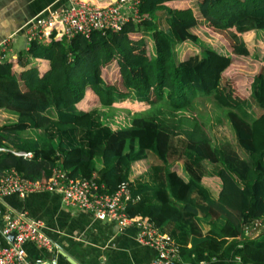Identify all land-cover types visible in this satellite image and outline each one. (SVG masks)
<instances>
[{
    "label": "trees",
    "instance_id": "obj_1",
    "mask_svg": "<svg viewBox=\"0 0 264 264\" xmlns=\"http://www.w3.org/2000/svg\"><path fill=\"white\" fill-rule=\"evenodd\" d=\"M139 13L141 23L90 37L35 39L15 61H0V110L18 115L0 125V146L34 153L0 152V176L16 169L46 180L60 165L71 177L89 178L101 160L99 179L112 188L130 182L141 199L129 212L170 233L182 264H264V229L254 238L247 230L257 219L264 224V76L255 77L251 92L262 113L252 121L228 113L247 157L230 143L213 144L197 123L177 141L178 124L167 116L137 115L130 126L114 129L98 108H81L89 92L103 106L134 95L166 105L172 115L192 107L197 95L214 93L224 104H240L222 85L232 57L214 49L178 51L198 41L194 30L201 20L224 30H264V0H142ZM113 63L124 89L105 78ZM144 159L152 160L149 179L131 181L134 163ZM205 162L220 165L217 195L204 183Z\"/></svg>",
    "mask_w": 264,
    "mask_h": 264
},
{
    "label": "built area",
    "instance_id": "obj_2",
    "mask_svg": "<svg viewBox=\"0 0 264 264\" xmlns=\"http://www.w3.org/2000/svg\"><path fill=\"white\" fill-rule=\"evenodd\" d=\"M68 1L62 7H50L41 12L5 38L0 43V61L5 59L11 49L10 43L21 32L29 47L35 39L49 43L52 40L71 39L77 34L90 37L93 31L120 30L127 22L141 23L143 20L139 13L142 0ZM6 151L24 158L34 156L32 151L0 146V152ZM43 191L60 194L65 204L77 206L100 220L112 222L119 231L136 226L138 241L156 251L155 256L145 264H182L180 246L170 233L141 214L132 215L129 212L130 204L141 199L139 194L133 193L129 181L112 188L101 181L96 173L89 178H74L61 166L55 167L46 180L27 178L16 169L7 170L0 176V198L11 194L24 198ZM262 227L263 221L257 219L247 226V230L253 233ZM11 232H15V238L7 245L0 246V264H33L28 259V242L45 249L53 248L54 243L46 233L42 219L32 218L26 211H19L7 218L3 233L9 235Z\"/></svg>",
    "mask_w": 264,
    "mask_h": 264
},
{
    "label": "crops",
    "instance_id": "obj_3",
    "mask_svg": "<svg viewBox=\"0 0 264 264\" xmlns=\"http://www.w3.org/2000/svg\"><path fill=\"white\" fill-rule=\"evenodd\" d=\"M68 3V0H0V43L41 12ZM19 34L23 35L22 32ZM147 38L151 36L147 35ZM152 42L154 43L153 40ZM187 43L189 42H185L181 47ZM15 44L16 42L10 43L11 49L5 59H17L20 53L28 49L26 39L24 44L17 47ZM150 45L148 41L149 51L151 55H155V44L154 49H151ZM48 65V61L44 60L43 67ZM144 160L149 162L148 167L138 173L135 171V165L143 160L135 162L131 181L149 179L152 160ZM97 162L99 172L103 164L101 160ZM97 172L95 173L99 175ZM205 177L204 183L213 191L211 183L205 181ZM213 194L218 193L213 191ZM19 211H26L32 218L42 219L45 231L54 243L50 249L41 248L33 242L26 243L28 259L33 264L38 261L73 264L64 253L73 257L79 264H145L156 254L153 247L138 241L136 226L119 231L114 223L100 220L77 206L67 205L60 194L49 191L33 193L24 198L17 194L0 198V246H5L10 241L8 235L3 233L7 218ZM205 226L204 232L209 228L208 225Z\"/></svg>",
    "mask_w": 264,
    "mask_h": 264
},
{
    "label": "rangeland",
    "instance_id": "obj_4",
    "mask_svg": "<svg viewBox=\"0 0 264 264\" xmlns=\"http://www.w3.org/2000/svg\"><path fill=\"white\" fill-rule=\"evenodd\" d=\"M198 34V41L189 42L179 48V55L188 51L201 53L207 49L217 50L227 56L232 57L231 65L223 73V83L225 94H230L240 101V104H224L214 93L209 95H197L194 99V105L183 111H176L171 114L170 109L162 103H146L135 97L129 96L126 99L115 98L110 106H103L98 103V97L95 93L89 92V95L82 103L81 107L85 109L98 108L104 121H107L114 129L128 127L137 115H156L167 116L178 124V137L175 140L186 138L184 130H191L197 123L200 131L211 139L213 144L230 143L234 149L242 156L247 157V153L239 145L235 130L228 116L232 109L252 121L262 113V108L254 101L251 96L252 82L257 76H264V30L252 29L244 32L236 30L219 29L209 22L201 20L198 27L194 30ZM25 36L18 34L15 46L24 44ZM153 40V39H152ZM148 38L150 45L154 49V43ZM183 57V56H182ZM114 63L108 65L104 70L105 78L114 81L124 89ZM49 113L53 116L55 111L50 109ZM183 119V120H182ZM17 120V114L7 109L0 110V125L12 123ZM182 120V122H180ZM147 160L140 161L135 165V171L141 172L148 167ZM206 170L205 181L211 183L213 191L217 194L221 184L218 177L220 165L205 162ZM182 171L180 165L175 166ZM206 227V226H204ZM264 227L256 230L251 236L257 237L263 232Z\"/></svg>",
    "mask_w": 264,
    "mask_h": 264
},
{
    "label": "water",
    "instance_id": "obj_5",
    "mask_svg": "<svg viewBox=\"0 0 264 264\" xmlns=\"http://www.w3.org/2000/svg\"><path fill=\"white\" fill-rule=\"evenodd\" d=\"M8 238L12 241L15 238V232H11L8 235ZM65 256H67L68 260L73 263V264H79L73 257L67 255L66 253H64ZM36 264H54V262L52 261H44V262H37Z\"/></svg>",
    "mask_w": 264,
    "mask_h": 264
}]
</instances>
